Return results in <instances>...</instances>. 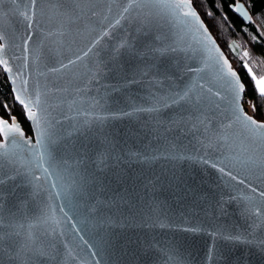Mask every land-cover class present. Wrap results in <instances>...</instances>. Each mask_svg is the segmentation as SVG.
<instances>
[{
  "label": "snow or ice",
  "instance_id": "obj_1",
  "mask_svg": "<svg viewBox=\"0 0 264 264\" xmlns=\"http://www.w3.org/2000/svg\"><path fill=\"white\" fill-rule=\"evenodd\" d=\"M204 2L0 0V70L9 89L0 97V264H197L184 235L134 231L165 227L158 213L143 211L146 197L155 209L169 200L192 211L236 202L246 221L238 234L202 222L175 225L176 233L209 231L247 246V255H234L214 241L205 248L208 264L256 256L264 264V73L253 70L245 48L244 82ZM250 7L215 5L224 21L234 11L252 22ZM117 26L123 34L97 51ZM261 38L264 31L250 36ZM113 74L120 88L141 85L147 105L112 109L107 91L88 94ZM125 117L136 119L121 128ZM182 138L196 147L178 150ZM133 140L147 143L132 151ZM157 160L170 167L131 168ZM69 225L84 248L69 246Z\"/></svg>",
  "mask_w": 264,
  "mask_h": 264
},
{
  "label": "water",
  "instance_id": "obj_2",
  "mask_svg": "<svg viewBox=\"0 0 264 264\" xmlns=\"http://www.w3.org/2000/svg\"><path fill=\"white\" fill-rule=\"evenodd\" d=\"M241 3V2H240ZM242 20L244 18L240 16L239 13H236ZM245 22H248L244 20ZM123 34V28L117 26V28L113 31V33L109 37H105L102 39V43L97 51L100 49H107V46L111 44H115L116 38ZM225 53V52H224ZM226 55V53H225ZM227 57V56H226ZM92 60H95V56L92 57ZM192 66H196L193 64ZM104 85H111L117 88L116 91L112 90V87L105 88ZM119 81L115 78L114 74L109 75L107 79H102L99 82H93L89 86L88 94L96 96L97 92L103 94L105 91L109 93L108 101L109 105L112 109L122 108L123 110L127 111L130 106H140V105H147L146 99L143 97V93L141 91V85H132L127 88H120ZM131 121L134 123L136 118H128L125 117L121 121H117L116 123L121 127H125ZM138 119L140 121H146L148 119V115L145 113L139 114ZM189 139L182 138L180 141L177 142V148L186 150L191 152L193 148L196 147L193 143H189ZM147 141H129L127 147L132 151L143 150L142 146L146 144ZM156 143L153 142L152 147H155ZM170 163L165 160H157L151 164L149 167L148 165H141L137 163L131 164V168L140 171L143 169L147 174L150 170L159 171L163 166H169ZM182 167L185 171L189 168V162L184 161L182 162ZM197 171L200 170L199 165H195ZM217 174L214 170L209 169V179L213 182L216 181ZM235 195V192L231 193ZM143 211L145 213L151 212L153 215L157 213L162 217L161 223H164L165 227H157L153 230L152 233H149L148 230L145 229H136L134 230L137 233L143 234H158L159 236H171L173 234H180L184 235L187 239L193 241L195 243V249L193 250V256L197 261V264H208V262L204 259L205 255V248L206 245L212 244L214 241L216 246L221 249H233L234 255H240V253H245L247 255V246L236 243L233 241H227L222 236L221 237H212L209 231L205 232H196V233H187L181 234L176 233L175 225H179L180 227H195L198 223L202 222L205 228L215 229L217 227H223L225 234L235 235L238 234L241 229L246 227V221L239 216V206L236 202H225L223 210L217 207L215 204L211 207L206 209L203 205H201L200 209L197 211H192L189 209L187 205L181 206L171 200L168 201L167 204L161 205L159 209L153 208V206L149 205L147 202V197L145 198V205L143 206ZM206 213H211V215H206ZM171 223L173 227H169L168 224ZM262 230L257 229V235L259 236ZM66 239L69 243V246H76L79 245L80 248H84L85 246L79 241L78 237L72 232L70 225L66 227ZM85 239H88V236L85 235ZM198 249V251L196 250ZM255 251V249H252ZM259 257L256 256L254 258H249V264H258ZM69 264H73L72 261H69Z\"/></svg>",
  "mask_w": 264,
  "mask_h": 264
},
{
  "label": "trees",
  "instance_id": "obj_3",
  "mask_svg": "<svg viewBox=\"0 0 264 264\" xmlns=\"http://www.w3.org/2000/svg\"><path fill=\"white\" fill-rule=\"evenodd\" d=\"M218 2L219 0H205L204 9L214 13L215 28L219 29V32L222 34V38L218 40V43L221 44L222 51L226 53L230 63L245 78L244 82L248 84V78L246 77L247 70L243 68L242 62L243 50L245 48L249 50L248 63L253 67V70L258 74L264 73V38H261V42H253L250 39L251 35L259 36V32L264 31V0H239L245 7H249L250 4L252 5L249 8L250 14L253 17L252 22H245L234 11H228V20L224 21L221 12L215 9V5ZM232 2L234 0H228V3ZM206 22L212 23L211 20L207 19ZM244 28H247L248 31L244 32ZM233 40L235 41L234 51L225 46ZM8 91L9 89L4 81L2 70H0V97L6 96ZM249 99H251V91L244 95L246 109ZM14 112L18 113L19 108L14 109Z\"/></svg>",
  "mask_w": 264,
  "mask_h": 264
}]
</instances>
